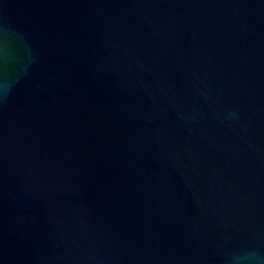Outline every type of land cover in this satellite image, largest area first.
I'll return each instance as SVG.
<instances>
[{
  "label": "water",
  "instance_id": "1",
  "mask_svg": "<svg viewBox=\"0 0 264 264\" xmlns=\"http://www.w3.org/2000/svg\"><path fill=\"white\" fill-rule=\"evenodd\" d=\"M0 264H264V0H0Z\"/></svg>",
  "mask_w": 264,
  "mask_h": 264
}]
</instances>
